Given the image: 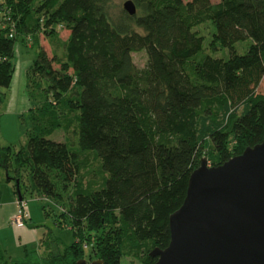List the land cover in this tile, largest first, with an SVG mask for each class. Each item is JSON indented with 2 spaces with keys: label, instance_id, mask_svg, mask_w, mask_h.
I'll list each match as a JSON object with an SVG mask.
<instances>
[{
  "label": "trees",
  "instance_id": "16d2710c",
  "mask_svg": "<svg viewBox=\"0 0 264 264\" xmlns=\"http://www.w3.org/2000/svg\"><path fill=\"white\" fill-rule=\"evenodd\" d=\"M110 1L0 0L19 34L39 43L44 33L63 49L51 56L38 44L27 75L33 130L19 150L0 143V175L16 180L22 198L23 169L41 197L58 205L68 198L62 216L76 236L13 264H78L90 245L105 264H155L152 250L169 245L170 215L202 159L217 165L264 140V0H133L137 12L118 19ZM208 20L210 48H228V58L207 51L197 27ZM61 24L71 31L65 40ZM247 39L241 54L236 43ZM17 42L0 27V105ZM138 51L148 54L145 67L134 61ZM74 120L80 149L49 138L72 131Z\"/></svg>",
  "mask_w": 264,
  "mask_h": 264
},
{
  "label": "water",
  "instance_id": "95a60500",
  "mask_svg": "<svg viewBox=\"0 0 264 264\" xmlns=\"http://www.w3.org/2000/svg\"><path fill=\"white\" fill-rule=\"evenodd\" d=\"M124 8L137 12L133 0ZM170 229L169 245L152 250L155 264H264V140L217 165L205 156L170 215Z\"/></svg>",
  "mask_w": 264,
  "mask_h": 264
},
{
  "label": "rangeland",
  "instance_id": "374dc122",
  "mask_svg": "<svg viewBox=\"0 0 264 264\" xmlns=\"http://www.w3.org/2000/svg\"><path fill=\"white\" fill-rule=\"evenodd\" d=\"M126 1H110L109 11L113 19L120 17L125 9L124 4ZM212 1L217 3L220 0ZM0 27L2 26L0 25ZM197 29L206 36L205 47L211 55L221 58L229 57L230 51L226 47H219L217 50L210 48L209 44L215 31V26L211 20L204 22ZM67 30L64 25L59 26V33L62 32L63 36H66ZM141 31L143 30L141 29ZM17 36L15 82L11 89H6V96L0 105V143L2 145H12L15 147V150H19L28 143L34 122L32 113L30 112V108L34 106V101L29 95L28 90L27 75L29 69L24 74L23 72L21 73V67L30 59L37 58L39 52L38 44L41 43V39L44 40L43 44L48 51L50 52L51 50L48 36L44 33L40 34L39 43H36L31 35L25 36L19 34L18 29ZM250 44L251 39L239 41L236 43V48L239 53L243 54L248 50ZM59 50L61 52L63 49L59 46ZM50 55L53 56L51 53ZM133 57L135 63L140 68L145 67L148 63L146 51L134 52ZM43 85H45L44 82ZM259 90L264 93V80L260 84ZM70 93L71 91L66 94L69 95ZM25 97L29 99L27 104L24 102ZM75 129L77 130L76 132ZM49 138L68 142L73 149H80L79 122L77 120L73 121L72 131L66 132L65 130L57 129ZM208 163L211 164L209 159ZM97 168L95 169L98 170ZM28 173L27 169L22 170L24 176L22 194L28 200L27 209L30 214V220L26 226L19 227L14 222L18 212L17 200L20 198L15 185L16 180L6 181L8 173L6 170L1 171L0 181H3L0 182V241L6 257L5 259H0V264H13V260L25 262L32 257L33 251H38L40 255H46L54 247L53 240H58L59 247L62 249L76 240L74 230L71 228L67 216H62L63 210L68 209L69 199L66 198L65 202H61L58 205L52 200L41 197L31 189ZM15 174L14 170L10 172L12 176ZM62 208L64 209L62 210ZM85 259L87 261L98 259L95 258V252H93L91 245L86 247ZM122 263L140 264V261L133 257H123Z\"/></svg>",
  "mask_w": 264,
  "mask_h": 264
},
{
  "label": "built area",
  "instance_id": "2783aa9c",
  "mask_svg": "<svg viewBox=\"0 0 264 264\" xmlns=\"http://www.w3.org/2000/svg\"><path fill=\"white\" fill-rule=\"evenodd\" d=\"M0 25L2 27H8L9 36L11 38L17 36L16 21L12 17L11 9L8 8L6 5L0 6ZM60 26L63 25L61 24ZM17 204L18 212L16 214L14 222L17 226L24 227L28 224V221L30 220V214L27 209L28 200H26L25 198H19L17 200Z\"/></svg>",
  "mask_w": 264,
  "mask_h": 264
},
{
  "label": "crops",
  "instance_id": "0c3cea01",
  "mask_svg": "<svg viewBox=\"0 0 264 264\" xmlns=\"http://www.w3.org/2000/svg\"><path fill=\"white\" fill-rule=\"evenodd\" d=\"M61 33V34H60ZM59 33V38H61V39H67L69 36H70V33H71V31L68 29L67 30V34H66V36H63V34H62V32H60ZM48 39H49V41H50V44H51V50H50V52L48 51V49L44 46V40H42L41 39V44H42V46H44L45 47V49L48 51V53L50 54H53V52H54V50L56 51H58V52H60V50H59V44H58V39L57 38H52V37H47ZM34 60L35 59H33L32 58V60L30 59L29 61H27V63H25L22 67H21V73L23 72L24 74H25V72H27V70L30 68V66L33 64V62H34ZM23 68H25L24 69V71H22L23 70ZM16 70H17V68H16ZM16 72V71H15ZM14 82H15V74H14V78H13V81H12V84H11V86H10V89L13 87V85H14ZM29 99L27 98V97H25V100H24V102L27 104ZM25 106V105H24ZM31 109V108H30ZM28 224H29V222H28Z\"/></svg>",
  "mask_w": 264,
  "mask_h": 264
}]
</instances>
